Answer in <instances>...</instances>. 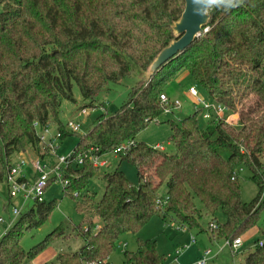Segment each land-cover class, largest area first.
Returning a JSON list of instances; mask_svg holds the SVG:
<instances>
[{
	"label": "trees",
	"instance_id": "obj_1",
	"mask_svg": "<svg viewBox=\"0 0 264 264\" xmlns=\"http://www.w3.org/2000/svg\"><path fill=\"white\" fill-rule=\"evenodd\" d=\"M185 4L184 0H0V184L6 182L10 156L28 145L35 147L38 133L47 125L60 127L65 138L77 134L66 130L60 117L63 100L76 101L74 84L91 106L108 83L147 71L176 39L173 24L181 19ZM209 17L207 31L149 80L139 81L119 110L106 105L92 129L77 134L81 136L73 150L93 148V153L107 157L122 153L118 165L125 160L134 165L138 183L130 181L119 166L106 173L100 199L86 196L102 223L86 217L84 225H74L73 236H80L84 244L76 252L57 254L50 264L109 262L120 237L140 233L160 212L176 218L181 228L209 231L211 240L232 242L260 227L264 214V0H244L229 11L213 10ZM185 72L210 101L238 113L236 122L206 121L194 109L180 124L168 121L169 141L177 149L173 155L139 144L140 131L164 114L160 94ZM132 141L130 151H119ZM159 162L163 168H158L161 176L155 180ZM243 167L250 170L258 187L250 202L243 200L239 177ZM100 171L89 160L71 167L65 174L70 183L64 187L65 195L84 194ZM196 199L215 220L216 229L207 231L202 226ZM33 203L18 218L12 216L14 222L0 238V264H25L56 240L72 236L62 222L44 241L24 249V237L41 228L58 206L57 200ZM219 211L226 216L223 223L216 220ZM259 242L246 255L245 264H264V243ZM138 245L136 252H124V264L165 263L155 240L138 239Z\"/></svg>",
	"mask_w": 264,
	"mask_h": 264
},
{
	"label": "rangeland",
	"instance_id": "obj_2",
	"mask_svg": "<svg viewBox=\"0 0 264 264\" xmlns=\"http://www.w3.org/2000/svg\"><path fill=\"white\" fill-rule=\"evenodd\" d=\"M145 80L146 78H141V75L136 73L123 79L120 83L110 82L100 94L97 102L91 106H87L89 102L82 97L78 85L74 84L73 94L76 101L74 103L69 102L68 100H63L60 117L65 123H67L77 110L85 109L86 111L78 117V120L81 122V128L77 134H86L95 125L99 116H101V113L105 114V109L107 108L106 105H108L112 111L119 110L128 100L132 88L135 87L139 81ZM190 86H195L202 98L209 99L206 91L198 85L189 73L185 72L180 74L177 78L171 80L170 84L165 87V91L161 94H167L169 99L179 100L181 102V108L173 109L172 114H163V116L158 119L159 121L156 120L151 122L145 129L140 131V134L137 137V142L139 144L146 147H156L155 145L158 143L161 146L160 149H164L167 154L173 155V153L176 152V147L169 141L172 131L168 121L173 119L180 124L184 117H187L194 111L193 102L196 101V98L188 93V88ZM167 109L169 110V107ZM200 122L201 126H205L206 121L201 118ZM51 126L56 127L53 124H51ZM77 134L63 139L60 142L57 155L45 159V164L51 166L60 155L70 154L80 139L79 137L81 135ZM35 149V147L28 145L25 149L17 151L9 158L11 164L17 162L22 164V168L27 173V177L34 176L32 161L37 154ZM119 155L114 152L109 153V156L105 158L108 166L101 167L100 173L90 181L89 189L77 198L65 195L63 191L64 185L62 183L52 182L50 184L44 192L43 199L48 201L57 200L58 206L41 228L31 231L24 237L22 245L24 249L31 250V247L44 241L47 235L62 224V222L66 224V233L72 234V236L56 240L46 252L35 259L27 261L25 264H50L55 262L57 254L63 252H76L81 248L84 244V240L80 236H73V227L82 222L86 217L94 218L96 221L102 223L101 219L98 220L96 217L95 204L89 202L86 196L89 195L93 198L100 199L107 185L102 177L119 166ZM160 163L161 162H159L156 169L163 168V166H160ZM119 168L126 174L130 181L138 183L137 169L134 165L125 160ZM148 173L151 172L148 171L145 173L147 175L146 178H148ZM160 176L158 169V173H155L154 176L155 180H160ZM239 177L243 200L250 202L255 198V195H257V184L251 179V172L246 167L241 169ZM149 179H151L150 176ZM94 193L97 195L95 196ZM160 193L162 195L166 193L165 185L161 187ZM8 199L9 186L7 185V182H3L0 184V218H3L4 221H0V238L10 228V223L13 219L11 212L12 206L9 205ZM13 201H15L19 207L23 206V200L17 198ZM196 202L200 208L199 211L203 214V219L201 220L202 226L205 227V230L207 231L209 228L216 229L215 220L210 215L206 214V211L203 209L198 199H196ZM33 206L34 203L29 201L25 211ZM216 220L221 223L226 220V216L222 211L217 213ZM82 224L84 225V222H82ZM259 225L260 227H256L247 235L241 237L243 242H245L243 248L233 251L232 248L227 245L226 240H215L212 242L207 240V236L209 235L207 233H209V231L206 233L200 232L198 229H192V231H189L187 228L188 232L185 233L181 231L176 218L173 216H167L164 212H160L143 227V230L140 233H127V235L120 237L118 248L112 253L110 262L113 264H124V252L128 250L136 252L139 248L138 239L143 241L149 239L156 241L159 253L165 257L164 264H195L199 251L205 248L207 250L211 249L213 256L217 255L215 256V260L209 264H245L246 255L255 248V242H257L258 239L261 240V238H263L264 214ZM191 236L196 238L195 244H193L190 249L184 250L181 254L177 255L178 259L176 261V250L186 245L190 241ZM123 243H126L127 248L122 246ZM203 245H206V247Z\"/></svg>",
	"mask_w": 264,
	"mask_h": 264
},
{
	"label": "built area",
	"instance_id": "obj_3",
	"mask_svg": "<svg viewBox=\"0 0 264 264\" xmlns=\"http://www.w3.org/2000/svg\"><path fill=\"white\" fill-rule=\"evenodd\" d=\"M188 93L196 98V101L193 102V107L195 110L201 111L202 117L206 121L214 120L217 122L225 121L227 123H233L239 117L238 113H231L227 105H224L222 103L218 104L216 102L210 101L209 99L202 98L195 86H190L188 88ZM160 99L165 106L164 114H172L173 109L181 108V102L179 100L169 99L167 94H160ZM166 107H169V110ZM79 110H77V112L71 117V119L68 120L67 123H65L66 130L71 133H76L81 128V122L78 120V117L86 110ZM157 121L159 120L157 119ZM38 135V141L35 146L37 154L32 161L34 176L27 177V173L22 168V164H19L18 162L11 164L10 161L9 165L7 166L6 182L9 186L8 201L9 205L12 206L11 212L14 219L18 218L22 211L28 206L29 201H43V195L45 190L47 189L49 181L62 183L64 187L68 186L70 183L69 179L65 177V174L71 167H79L85 162V160H89L92 166H108L107 160L105 159L107 158V155L95 154L92 152L93 148L90 149V152H78L77 150H73L68 155H60V157H57L55 163L49 166L45 164V159L57 155V150L60 146V142L65 139L63 131L60 127H52L51 124H49L44 127L38 133ZM134 145L135 143L133 141L125 143L124 146L119 148V151L125 154L126 152L130 151L132 149L131 147ZM160 147V145H157L155 148ZM262 197H264V194L262 195ZM17 198L23 200L22 207H19L18 204L13 201ZM0 221H4V219L0 218ZM13 222L14 221L10 223V226ZM184 231L188 230L184 228ZM195 242L196 238L194 236H191L190 241L186 245L176 250V256L181 254L184 250L190 249L192 245L195 244ZM226 242L233 251L241 248L244 243L242 238L236 239L232 242ZM259 243L260 245H262L264 241L260 240ZM122 246L124 248H127V245L125 243H123ZM211 257L212 250H206L196 262V264H208ZM92 264L113 263H110V261H96Z\"/></svg>",
	"mask_w": 264,
	"mask_h": 264
},
{
	"label": "water",
	"instance_id": "obj_4",
	"mask_svg": "<svg viewBox=\"0 0 264 264\" xmlns=\"http://www.w3.org/2000/svg\"><path fill=\"white\" fill-rule=\"evenodd\" d=\"M184 1L186 4L180 17L181 19L173 24V32L176 35V39L170 42V45L157 55L147 71L141 74V78H146L145 81L149 80L160 66L165 65L170 59L184 52L186 48L207 31L205 26L210 22L209 15L206 17L194 14L192 0ZM197 32H199V35H194Z\"/></svg>",
	"mask_w": 264,
	"mask_h": 264
},
{
	"label": "clouds",
	"instance_id": "obj_5",
	"mask_svg": "<svg viewBox=\"0 0 264 264\" xmlns=\"http://www.w3.org/2000/svg\"><path fill=\"white\" fill-rule=\"evenodd\" d=\"M196 15L208 16L213 10L229 11L244 4V0H192ZM199 35V32L194 33Z\"/></svg>",
	"mask_w": 264,
	"mask_h": 264
},
{
	"label": "crops",
	"instance_id": "obj_6",
	"mask_svg": "<svg viewBox=\"0 0 264 264\" xmlns=\"http://www.w3.org/2000/svg\"><path fill=\"white\" fill-rule=\"evenodd\" d=\"M60 114H61V113H60ZM157 145H160V144L157 143L155 146H157ZM179 228L181 229V231H183V232H185V233L188 232V231H184V228H181V227H179ZM207 238H208L207 240H209L210 242L215 241V240H213V239L211 240V238H210L209 235L207 236ZM125 244H126V243H125ZM244 244H245V242L243 243V245L241 246V248H243ZM203 246L206 247V245H203ZM241 248H239V249H241ZM204 250L206 251L207 249L205 248V249L199 251V254H198L197 258H196L195 264H196V262L199 260V258L203 255ZM215 256H217V255H215ZM215 256H213V253H212V257H211V259L209 260V263L215 260ZM177 259H178V256H177V257L175 256V260H176V261H177ZM109 261H110V259H109ZM209 263H208V264H209Z\"/></svg>",
	"mask_w": 264,
	"mask_h": 264
}]
</instances>
